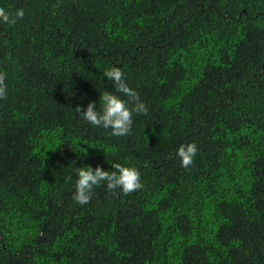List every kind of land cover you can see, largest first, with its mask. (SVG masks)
<instances>
[{
	"label": "trees",
	"instance_id": "16d2710c",
	"mask_svg": "<svg viewBox=\"0 0 264 264\" xmlns=\"http://www.w3.org/2000/svg\"><path fill=\"white\" fill-rule=\"evenodd\" d=\"M0 7L25 13L0 22V264H264V0ZM113 66L147 106L122 137L76 109ZM113 163L143 188L73 200L74 168Z\"/></svg>",
	"mask_w": 264,
	"mask_h": 264
},
{
	"label": "clouds",
	"instance_id": "9594fccd",
	"mask_svg": "<svg viewBox=\"0 0 264 264\" xmlns=\"http://www.w3.org/2000/svg\"><path fill=\"white\" fill-rule=\"evenodd\" d=\"M24 15L22 8L16 9L14 16H10L3 7H0V22L4 24H15L17 20H22ZM100 43L101 39L92 41L95 47H99ZM103 76L113 82L115 91L113 93L106 90L102 91L99 95V110L96 108V102H89L84 109L79 107L76 109L79 111L81 118L92 126L110 129L111 136L130 135L133 113L146 115L147 106L140 101L139 93L128 86L121 68L113 66L106 70ZM6 78L7 73L0 71V100L7 99ZM118 93L127 97V99H121ZM81 151L85 154L86 149L81 148ZM197 151L195 143L181 144L176 151L181 166L185 169L190 168L194 163ZM111 169L105 171L100 166L95 169L91 166L74 168L77 178L74 182L73 200L80 205L88 204L93 196V188L99 187L101 184L106 185L108 191L116 192L119 190L123 195H129L143 188L140 172L135 167L113 163Z\"/></svg>",
	"mask_w": 264,
	"mask_h": 264
}]
</instances>
